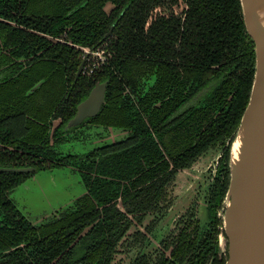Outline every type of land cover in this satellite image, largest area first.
I'll return each mask as SVG.
<instances>
[{"label":"trees","instance_id":"1","mask_svg":"<svg viewBox=\"0 0 264 264\" xmlns=\"http://www.w3.org/2000/svg\"><path fill=\"white\" fill-rule=\"evenodd\" d=\"M82 1L0 0V106L21 101L20 107H39L32 100L43 92L44 110L66 114V81L84 53L77 45L95 44L120 16L107 45L108 64L75 85L86 93L96 80L108 82L105 106L119 112L114 126L129 134L118 151L101 159L128 179L133 175L132 188L153 181L133 192L134 203L151 209L176 168L239 125L255 71L240 0H183V20L158 16L147 28L153 8L171 9L179 0H110L115 7L109 16L107 0ZM75 85L67 117L81 99ZM126 87L131 95L122 96Z\"/></svg>","mask_w":264,"mask_h":264},{"label":"flooded vegetation","instance_id":"2","mask_svg":"<svg viewBox=\"0 0 264 264\" xmlns=\"http://www.w3.org/2000/svg\"><path fill=\"white\" fill-rule=\"evenodd\" d=\"M114 7L115 4L107 0L103 11L109 16ZM187 8L183 0L171 9L157 6L150 11L145 28L158 16L176 15L183 20V11ZM119 17L95 44L77 45L84 53L71 82L66 81V114L58 109L51 113L44 110L48 101L39 98L46 94L43 92H38L32 100L41 104L39 107H20L21 101L15 107L0 106V264H119L117 260L123 264H219L228 258L223 218L230 180V148L237 129L202 151L186 166L176 168L171 178L164 181L161 197L151 209L145 204L134 203L137 198L133 192L153 181L147 180L132 188L130 172L131 180L125 171H116L106 164L108 161L101 159V156L110 157L122 147L121 141L126 140L129 130L114 126L119 112L105 106L106 80H96L86 93L75 82L80 78H92L108 64L111 53L107 45L115 38L113 30ZM100 52L104 56L96 60L95 55ZM83 60V68L78 73ZM88 62L99 63L85 70ZM12 79L20 81L23 76H12ZM98 83H105V91L97 112L71 123L77 105ZM73 85L81 99L73 114L67 117L68 106L73 100L74 93L70 90ZM121 93L122 96L131 95L127 87ZM147 125L151 130L148 122ZM116 131L122 135L117 137ZM154 139L158 143L155 136ZM110 150L113 152L108 154ZM211 150H217V156L200 185L198 198L178 214L173 219V227L164 232L161 224L172 206L170 184L181 170L190 168ZM164 159L170 162L167 156ZM61 167H70L79 173L84 186L79 195L34 218L17 206L11 194L18 185L36 172ZM74 240V245L69 247ZM211 246L212 250L206 251Z\"/></svg>","mask_w":264,"mask_h":264},{"label":"water","instance_id":"3","mask_svg":"<svg viewBox=\"0 0 264 264\" xmlns=\"http://www.w3.org/2000/svg\"><path fill=\"white\" fill-rule=\"evenodd\" d=\"M240 5L245 29L254 44L255 71L248 102L230 148V180L223 218L228 258L224 264H264V30L254 14L252 1L240 0ZM83 64L84 60L78 73ZM104 91L105 83L96 84L77 105L71 123L97 112L104 101ZM237 141L242 142L238 167L232 162Z\"/></svg>","mask_w":264,"mask_h":264},{"label":"rangeland","instance_id":"4","mask_svg":"<svg viewBox=\"0 0 264 264\" xmlns=\"http://www.w3.org/2000/svg\"><path fill=\"white\" fill-rule=\"evenodd\" d=\"M95 56V59L99 60L104 55L100 52V56ZM89 63L93 64L94 62ZM118 133H116L117 137H120L122 134ZM216 152L217 150L209 151L194 162L190 168L181 170L170 184L168 191L172 206L166 219H164L165 221L163 220L161 224L164 232L171 229L174 223L173 219L184 212L191 203L194 204L198 198L200 185L204 182L208 169L215 162ZM83 190L84 186L79 173L73 171L70 167H61L36 172L34 176L18 185L11 196L18 207L34 218L50 212L53 207L72 200ZM201 213L202 209L200 207L199 216H201ZM222 246H224L223 243ZM118 262L123 264V261L117 260Z\"/></svg>","mask_w":264,"mask_h":264},{"label":"bare ground","instance_id":"5","mask_svg":"<svg viewBox=\"0 0 264 264\" xmlns=\"http://www.w3.org/2000/svg\"><path fill=\"white\" fill-rule=\"evenodd\" d=\"M254 8V14L264 30V0H251ZM242 142H235L233 151H232V162L238 167L240 164V149Z\"/></svg>","mask_w":264,"mask_h":264},{"label":"built area","instance_id":"6","mask_svg":"<svg viewBox=\"0 0 264 264\" xmlns=\"http://www.w3.org/2000/svg\"><path fill=\"white\" fill-rule=\"evenodd\" d=\"M100 56V55H99ZM98 62H94L93 64H90L89 62L85 65V70H91Z\"/></svg>","mask_w":264,"mask_h":264}]
</instances>
